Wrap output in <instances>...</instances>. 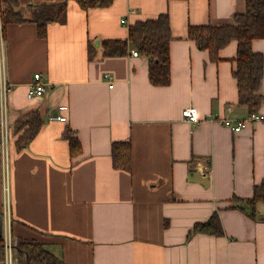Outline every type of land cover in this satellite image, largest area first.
Here are the masks:
<instances>
[{"label":"crops","instance_id":"crops-1","mask_svg":"<svg viewBox=\"0 0 264 264\" xmlns=\"http://www.w3.org/2000/svg\"><path fill=\"white\" fill-rule=\"evenodd\" d=\"M245 10V0H113L88 10L70 0L66 21L49 24L46 38L35 23L7 25L10 160L4 169L0 147V215L7 185L13 238L36 240L65 264H264V204L257 205L259 220L231 208L264 179V120H250L233 76L238 42L214 62L188 37L190 25L231 23ZM161 14L170 18L171 80L155 86L147 57L133 56L135 49L103 56L100 43L127 39L136 22ZM253 50L264 54V39ZM36 73L46 92L30 100ZM187 107L198 109V124L184 119ZM32 111L43 125L19 150L16 124ZM57 114L68 121L50 119ZM220 118L244 126L234 132ZM67 127L82 144L78 156L70 153ZM117 141L132 143V172L112 165ZM214 213L223 236L189 237Z\"/></svg>","mask_w":264,"mask_h":264},{"label":"trees","instance_id":"trees-1","mask_svg":"<svg viewBox=\"0 0 264 264\" xmlns=\"http://www.w3.org/2000/svg\"><path fill=\"white\" fill-rule=\"evenodd\" d=\"M3 5L1 25L5 38L9 24L35 23L40 38L48 36V26L53 22L64 23L67 18L68 2L41 3L30 5L27 0H1ZM83 10L92 7L109 6L113 0H73ZM246 10L237 14L231 23L208 24L188 27V37L198 44L202 50L209 52L210 59L219 61V52L232 41L238 42L233 76L237 81L239 104L246 106L250 114L259 112L264 104V95L260 92L264 78V54L253 50V41L264 39V0H245ZM172 32L168 14L157 18L138 21L129 29V37L121 40H102L100 46L103 56H124L131 49L148 58L149 78L155 86H166L171 80L170 42ZM89 59L94 56V45L88 43ZM43 119L39 112L32 111L16 124L19 133L16 140L17 149H21L39 133ZM64 137L69 142L70 153L78 156L82 152V144L75 132L67 127ZM1 147V127H0ZM112 165L115 169L132 172L133 146L130 141L112 143ZM264 204V179L254 186L250 199L235 198L231 208L247 210L248 215L256 220L258 204ZM223 236L224 231L218 213H214L208 221L196 223L189 233ZM18 264H65L64 261L47 251L36 240L18 239L15 245ZM3 238L0 239V261L4 259Z\"/></svg>","mask_w":264,"mask_h":264},{"label":"built area","instance_id":"built-area-1","mask_svg":"<svg viewBox=\"0 0 264 264\" xmlns=\"http://www.w3.org/2000/svg\"><path fill=\"white\" fill-rule=\"evenodd\" d=\"M3 5L0 0V127H1V152L2 161L4 169L10 160V150L8 146V108H9V95L12 92V86L9 83L6 73H5V56H4V37L2 33L1 16H2ZM125 23V20L122 21ZM133 56H139L138 51L132 52ZM105 79H112L111 75L106 73L104 75ZM113 87V85H110ZM46 92V84L42 80V75L36 73L34 75V81L31 84L29 91L27 93V98L32 100L40 98ZM69 109L68 105H61L59 107L60 111H67ZM183 117L186 121L192 124H198L200 122L198 109L196 107H187L182 112ZM250 120L253 122H258L264 120V112H256L250 114ZM51 120H58L60 122H67L68 118L65 114H57L50 117ZM218 123L230 128L234 132H239L244 126L243 121H238L229 118L217 119ZM5 196L3 201V206L1 210V218L3 220V243H4V259L3 264H16V240L12 235V225H13V215L10 198L8 196V186L4 187Z\"/></svg>","mask_w":264,"mask_h":264},{"label":"water","instance_id":"water-1","mask_svg":"<svg viewBox=\"0 0 264 264\" xmlns=\"http://www.w3.org/2000/svg\"><path fill=\"white\" fill-rule=\"evenodd\" d=\"M3 237V220L0 216V239Z\"/></svg>","mask_w":264,"mask_h":264}]
</instances>
